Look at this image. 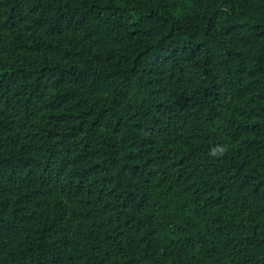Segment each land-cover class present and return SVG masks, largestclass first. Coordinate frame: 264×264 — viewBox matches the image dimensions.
<instances>
[{
  "label": "trees",
  "instance_id": "16d2710c",
  "mask_svg": "<svg viewBox=\"0 0 264 264\" xmlns=\"http://www.w3.org/2000/svg\"><path fill=\"white\" fill-rule=\"evenodd\" d=\"M0 264H264V0H0Z\"/></svg>",
  "mask_w": 264,
  "mask_h": 264
}]
</instances>
